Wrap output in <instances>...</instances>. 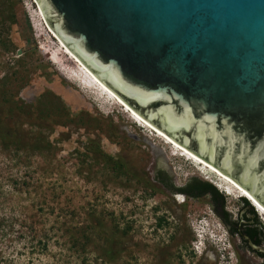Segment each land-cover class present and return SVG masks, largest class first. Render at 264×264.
<instances>
[{"label":"rangeland","instance_id":"rangeland-1","mask_svg":"<svg viewBox=\"0 0 264 264\" xmlns=\"http://www.w3.org/2000/svg\"><path fill=\"white\" fill-rule=\"evenodd\" d=\"M38 9L36 0L0 7L7 24L0 25V133L13 136L0 139L6 264H261L208 195L158 183L159 169L175 186L218 179L113 98L80 83ZM221 192L222 211L237 221L241 196ZM92 222L99 236L84 251L72 246L77 227ZM39 235L47 249L31 251Z\"/></svg>","mask_w":264,"mask_h":264},{"label":"water","instance_id":"water-1","mask_svg":"<svg viewBox=\"0 0 264 264\" xmlns=\"http://www.w3.org/2000/svg\"><path fill=\"white\" fill-rule=\"evenodd\" d=\"M36 1L100 82L264 207V0Z\"/></svg>","mask_w":264,"mask_h":264},{"label":"trees","instance_id":"trees-1","mask_svg":"<svg viewBox=\"0 0 264 264\" xmlns=\"http://www.w3.org/2000/svg\"><path fill=\"white\" fill-rule=\"evenodd\" d=\"M11 2L12 0H0V7L6 5L7 7H9V4H11ZM0 25L4 28H7V24L5 25L4 22L0 23ZM5 50L7 51L6 47ZM12 137L13 136L10 133H0V139H3L5 141L11 140ZM155 179L163 186L164 189H167L172 193H183L189 197L195 198L208 195L214 208L216 209L217 206L221 208V213L219 215L222 221L227 225V228L231 233L241 236L245 235L252 239L254 244L257 246L261 243L264 236V227L258 220L253 208H250V203L245 197H241L242 211H244V213H239V219L237 221H231L230 214L222 211L225 204L223 194L212 183L208 181L191 179L182 186H175L172 180L166 175L165 171L160 169L156 171ZM241 221H243L242 225L240 224ZM240 226H242V228H240ZM99 227L100 224H96L95 222H92L87 226L77 227V236H72L71 238L72 246L79 247L83 251L86 250L87 246L91 245L94 239L99 236ZM38 237L39 238L36 241V244L38 245L31 243V251L37 249V246L41 251L47 249L46 236L39 235ZM7 261H9V258H5L4 256L0 255V263L6 264ZM29 261H32V259L29 258Z\"/></svg>","mask_w":264,"mask_h":264},{"label":"bare ground","instance_id":"bare-ground-1","mask_svg":"<svg viewBox=\"0 0 264 264\" xmlns=\"http://www.w3.org/2000/svg\"><path fill=\"white\" fill-rule=\"evenodd\" d=\"M39 15L42 18L47 30L51 33V35L57 40L58 44L60 45L63 53H65L66 57L68 58V60H72L75 65L78 67V69L80 70V74L78 72H76L74 75H76L77 79L80 81V83H83L87 86H90L91 89L96 88V90H99L100 92H102L104 95L113 98L115 103H119L121 106H123L125 108V110H127L128 114H130L131 117L137 119L139 121L140 124H143L145 126H147L148 128H150L153 132L157 133L158 136H161L162 138L166 139L167 142L171 143L172 145H174L175 147L178 148V150L182 151L183 154H187L190 158H192L193 160H195L197 163H199L200 165H202V168L204 169V171H209L210 173L214 174L217 179H218V184L221 188H223L225 190V192L227 193V195H234L235 193H239V195L241 197H247L251 203L255 206L254 208H256L257 211H259L261 213V215L263 216V220H264V207L262 205H260L254 198H252V196H250V194L243 189L241 186H239L236 182H234L232 179H230L229 177L225 176L224 174H222L219 170H217L216 168H214L212 165L208 164L207 162H205L204 160H202L201 158H199L198 156H196L195 154L191 153L190 151L180 147L178 144H176L175 142H173L168 136H166L163 132H161L160 130L152 127L150 124H148L145 120H143L140 116H138L133 110H131L127 104H125L116 94H114L108 87H106L102 82H100L96 76H94V74L92 72H90V70H88L64 45L63 43L56 37V35L51 31L50 28L47 27V24L45 23V20L43 19L42 13L40 12V10L38 9ZM72 74V75H73ZM224 192V193H225Z\"/></svg>","mask_w":264,"mask_h":264},{"label":"flooded vegetation","instance_id":"flooded-vegetation-1","mask_svg":"<svg viewBox=\"0 0 264 264\" xmlns=\"http://www.w3.org/2000/svg\"><path fill=\"white\" fill-rule=\"evenodd\" d=\"M253 207H255L253 204H251ZM237 235V234H236ZM239 239L243 242V244L245 245V247L248 250H251L253 253L256 254L257 257H259L261 259V264H264V248H259L257 247L253 240L250 239L249 237L245 236V235H238Z\"/></svg>","mask_w":264,"mask_h":264}]
</instances>
